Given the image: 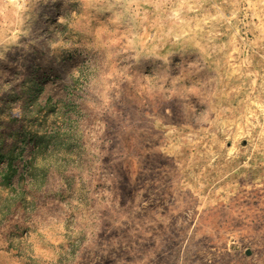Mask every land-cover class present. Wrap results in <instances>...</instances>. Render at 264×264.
Instances as JSON below:
<instances>
[{
  "label": "rangeland",
  "instance_id": "rangeland-1",
  "mask_svg": "<svg viewBox=\"0 0 264 264\" xmlns=\"http://www.w3.org/2000/svg\"><path fill=\"white\" fill-rule=\"evenodd\" d=\"M0 264H264V0H0Z\"/></svg>",
  "mask_w": 264,
  "mask_h": 264
}]
</instances>
